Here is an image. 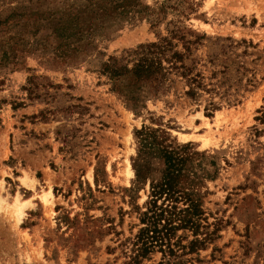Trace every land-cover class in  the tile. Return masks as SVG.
<instances>
[{
	"label": "rangeland",
	"instance_id": "obj_1",
	"mask_svg": "<svg viewBox=\"0 0 264 264\" xmlns=\"http://www.w3.org/2000/svg\"><path fill=\"white\" fill-rule=\"evenodd\" d=\"M109 3L0 0V264H124L166 167L144 127L189 145L181 186L215 235L187 264H264V0ZM177 29L207 37L204 88L190 98L173 73L134 108L103 64Z\"/></svg>",
	"mask_w": 264,
	"mask_h": 264
},
{
	"label": "trees",
	"instance_id": "obj_2",
	"mask_svg": "<svg viewBox=\"0 0 264 264\" xmlns=\"http://www.w3.org/2000/svg\"><path fill=\"white\" fill-rule=\"evenodd\" d=\"M131 2L114 0V3L102 4L99 8L105 14L119 8L128 11L127 6L133 9ZM205 39V35L190 29H177L170 36L110 57L103 64L102 73L112 82L113 90L123 95L134 108L142 102L145 94H161L173 73L189 87L187 96L194 98L198 96V90L204 88V83L202 74L196 72L198 63L193 49ZM29 82L27 91L31 96L36 83L34 78ZM211 106L212 110L217 109L215 103H211ZM158 131L164 130L144 127L138 131L142 136L143 148H148V153L163 159L166 167L161 181L151 184L150 199L146 210L140 215L138 232L121 242L125 248L124 264H144L145 261H152L154 255L161 256L157 264H187L194 260L187 257L199 255L214 241L215 233L203 224L207 221L201 200L194 199L181 186L184 163L190 156L187 153L189 145L175 148L165 142L166 138L158 140Z\"/></svg>",
	"mask_w": 264,
	"mask_h": 264
},
{
	"label": "bare ground",
	"instance_id": "obj_3",
	"mask_svg": "<svg viewBox=\"0 0 264 264\" xmlns=\"http://www.w3.org/2000/svg\"><path fill=\"white\" fill-rule=\"evenodd\" d=\"M127 169H128V173L131 174L132 173V170H131L130 166ZM49 195H52L51 192H49ZM42 199H43V201L45 203H49L50 202V200L48 199V195L47 194L45 196H42ZM2 205H3V200H0V208L2 207Z\"/></svg>",
	"mask_w": 264,
	"mask_h": 264
}]
</instances>
